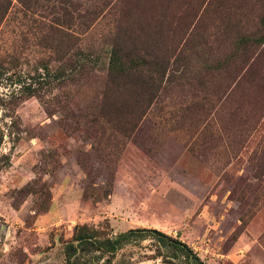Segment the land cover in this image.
Instances as JSON below:
<instances>
[{
	"label": "rangeland",
	"instance_id": "rangeland-1",
	"mask_svg": "<svg viewBox=\"0 0 264 264\" xmlns=\"http://www.w3.org/2000/svg\"><path fill=\"white\" fill-rule=\"evenodd\" d=\"M90 1L100 15L75 29L97 61L84 85L25 95L39 49L1 34L0 57L15 58L0 78V264H67L81 225L101 237L157 230L205 264H264V0ZM117 39L169 61L126 138L85 123ZM105 95L123 97L107 80ZM165 256L146 235L110 264Z\"/></svg>",
	"mask_w": 264,
	"mask_h": 264
},
{
	"label": "trees",
	"instance_id": "trees-1",
	"mask_svg": "<svg viewBox=\"0 0 264 264\" xmlns=\"http://www.w3.org/2000/svg\"><path fill=\"white\" fill-rule=\"evenodd\" d=\"M96 8L90 0H0V38L3 30L6 28L7 32L10 27L12 43L39 49L41 55L34 68L33 80L37 87L28 86L25 95L35 96L41 91L51 94L71 79L85 84L97 61L82 49L75 29L92 24L100 15ZM111 46L102 100L93 107L91 119L85 123L94 127L95 134L103 136L109 128L111 134L126 138L134 132L160 92L169 61L159 59L152 48L146 53L136 47L125 50L119 39ZM12 52L3 50L0 78L13 69L7 66L13 64ZM106 80L117 92L121 90L123 97L105 95ZM22 95L13 97L19 101ZM56 103L59 102L54 100L52 105ZM81 117L85 120L86 116ZM74 123L78 125V121ZM2 137L0 130V145ZM146 235L156 239L158 249L170 251L171 256L164 257L165 264H205L187 244L157 230L131 229L116 237H101L97 230L86 225L76 226L71 240L66 242V262L110 264L123 245L134 238L145 239Z\"/></svg>",
	"mask_w": 264,
	"mask_h": 264
}]
</instances>
